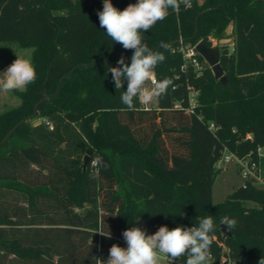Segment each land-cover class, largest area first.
Returning <instances> with one entry per match:
<instances>
[{"label": "trees", "instance_id": "1", "mask_svg": "<svg viewBox=\"0 0 264 264\" xmlns=\"http://www.w3.org/2000/svg\"><path fill=\"white\" fill-rule=\"evenodd\" d=\"M112 3L122 11L137 0ZM102 9L103 0H0V58L10 56L1 64L13 60L11 46L30 49L37 73L13 90L19 103L0 112V141L41 101L0 145V264H97L113 244L127 247L122 232L140 220L151 235L207 216L217 225L213 264L226 256L259 264L264 189L243 181L221 202L212 195L225 149L257 159L264 144V0H181L169 9L142 43L166 57L155 76L173 84L150 109L134 101V111L120 101L127 81L116 91L107 72L121 56L130 65L133 50L100 27ZM180 37L210 46L232 37L220 45L226 84L201 55V73L185 67L174 51ZM188 86L199 91L194 113ZM85 154L109 167L91 178L92 165L72 161ZM224 216L237 221L231 237L220 229Z\"/></svg>", "mask_w": 264, "mask_h": 264}, {"label": "clouds", "instance_id": "2", "mask_svg": "<svg viewBox=\"0 0 264 264\" xmlns=\"http://www.w3.org/2000/svg\"><path fill=\"white\" fill-rule=\"evenodd\" d=\"M182 2L186 7L190 6V0ZM180 3L181 0H137V3L129 4L121 11L114 7L112 0H103V9L97 13L100 27L123 49L133 50L130 65L121 56L117 61L120 66L107 68L116 91H120L124 87V81H127L126 91H120V101L129 111L135 110L134 101L149 105L162 98L173 84L169 78H155L156 66L164 62L166 57L150 50L147 44L142 43V38L145 32L169 15V9L178 11ZM0 75L4 77L2 90L5 92L25 88L37 79L31 60L18 56ZM149 82L151 87L147 86ZM90 164L95 169L91 174L93 179L101 170L109 167L102 155L92 157ZM221 225L226 226L228 232H232L237 221L224 216L219 221V226ZM216 227L213 217L207 216L199 218L198 226H178L171 230L167 226H160L151 235L140 227L128 228L122 232L126 248L113 244L107 260L94 258L97 264H160L164 257L176 262L180 257L186 256L185 264H208L213 243L212 234ZM107 237L111 238V235ZM259 264H264V259Z\"/></svg>", "mask_w": 264, "mask_h": 264}, {"label": "rangeland", "instance_id": "3", "mask_svg": "<svg viewBox=\"0 0 264 264\" xmlns=\"http://www.w3.org/2000/svg\"><path fill=\"white\" fill-rule=\"evenodd\" d=\"M226 43H232V37H229L227 39H224L222 41L218 40H213V46H220ZM11 52H13V60L11 61L10 64L8 65H3L1 63H4L7 61V58L10 56H5V58H0V74H3L7 67L12 64V62L18 57L20 58H27L31 60V50L28 49H21L18 48L17 46H11ZM4 80L3 75H0V112L12 107L16 106L19 103L18 98L14 95L13 90L5 92L2 90V82ZM23 89V88H22ZM155 100L150 104V106L154 105ZM39 119H35L34 122H38ZM89 156V161L86 165V167L91 166V156L89 154H85L82 158V155L76 157H72L73 160H79V163H82L84 167L85 163V157ZM217 167L220 169L214 178V183H213V195H212V200L213 202H221L223 201L228 194H230L235 188L240 187L243 184V177L241 176L238 165L235 162V160H232L229 163H225L223 159L219 160L217 163ZM136 227H140L142 229H146V223L143 220L138 221ZM134 228V227H133ZM148 234V233H147ZM127 245V244H126ZM226 251H228L226 249ZM160 264H185L181 260H178L176 262L171 261L169 258L164 257L161 261ZM208 264H213L212 260H208ZM229 264H239V261L236 259L230 260Z\"/></svg>", "mask_w": 264, "mask_h": 264}, {"label": "built area", "instance_id": "4", "mask_svg": "<svg viewBox=\"0 0 264 264\" xmlns=\"http://www.w3.org/2000/svg\"><path fill=\"white\" fill-rule=\"evenodd\" d=\"M179 42H180L179 47L174 51H178L179 53L182 54L185 67L191 66L195 71L201 73L203 69V62L199 58L200 54L196 49V44L184 43L181 37L179 39ZM147 86L151 87L152 85L149 82ZM188 89H189V105L187 107V112L194 113L197 105V97L199 95V91L192 86H188ZM141 107L143 109H150L152 106H150L149 104V105H141ZM209 129L215 133L219 130V127L215 123L210 122ZM256 154H257V159L252 157L251 154L239 156L238 154L228 149H225L224 155L221 159H223L225 163H229L232 160H235V162L238 165L239 172L243 177V181H253L258 187L264 189V167L262 165V162L264 160V144L259 145L257 147ZM226 249L227 248H225V250ZM209 257H211V255ZM230 260H231L230 256L223 257L220 260V264H229Z\"/></svg>", "mask_w": 264, "mask_h": 264}, {"label": "water", "instance_id": "5", "mask_svg": "<svg viewBox=\"0 0 264 264\" xmlns=\"http://www.w3.org/2000/svg\"><path fill=\"white\" fill-rule=\"evenodd\" d=\"M196 49L199 52V54L203 57V59L206 61V63L211 67L215 78L220 80L221 83L226 84L227 82V77L224 74V70L221 66L220 59H221V47L220 46H213V45H208L204 40H200L196 44ZM47 98V97H45ZM41 101L35 104V109L33 114L25 117L22 119L20 122H18L15 127H13L8 134L3 138L2 141H0V145L4 144L5 142L8 141L10 136L14 133V131L23 123H26L30 120H32L38 113V107ZM89 161V156L85 157V163H84V169L86 168V165ZM220 229L223 234L227 235L228 237L232 236L231 232H228L226 229V226L221 225ZM242 261L245 263L246 258H243Z\"/></svg>", "mask_w": 264, "mask_h": 264}]
</instances>
